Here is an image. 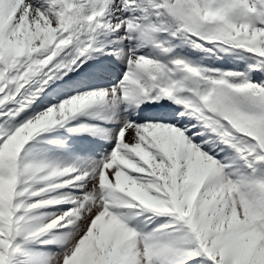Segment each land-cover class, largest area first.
Listing matches in <instances>:
<instances>
[{
  "label": "snow or ice",
  "instance_id": "snow-or-ice-1",
  "mask_svg": "<svg viewBox=\"0 0 264 264\" xmlns=\"http://www.w3.org/2000/svg\"><path fill=\"white\" fill-rule=\"evenodd\" d=\"M115 2L116 0H47L46 7H38L31 0H9L4 18L10 34L28 27L35 31L45 21L56 29V33L50 37L52 42L46 48H40L30 57H20L16 66L7 74L11 83L5 81L6 86L0 92H4L9 84H14L15 91L20 92L34 76L42 73L36 82L39 85L36 90L29 87L25 92V95L35 96L60 68L70 69L72 64L89 51L95 40V32L101 27H114L116 30L124 27L126 31L136 30L145 36L155 30L151 24L130 18L122 19L114 25L106 23V11ZM134 2L135 0H120L125 8ZM156 7L166 10L179 22V27L189 33L206 40L235 44L264 57V0H160ZM73 43L78 46V54L70 63L55 64L45 71L53 58ZM165 51L168 49L165 48ZM173 63L191 76L200 77L207 86L203 90L192 88L191 97L175 96V93L188 87L185 80L172 79L170 70L157 60L144 55L130 56L129 70L120 85L124 99H139L143 95L158 100L163 95L173 97L177 103L193 108L199 118L210 126L211 131L218 133L224 143L230 144L255 172V162L264 163V84L248 80L229 83L226 79L202 76L206 69L191 66L183 59H175ZM112 93L115 96V88ZM107 95V90H100L64 100L58 107H49L16 127L0 144L14 149L16 154L15 165L11 170L0 166V177L5 180L9 175L13 177L11 185L5 188L4 199L0 201V264H14L13 258L21 251V246L17 243L18 236L24 234L26 238L38 237L56 227L60 221L72 224L77 219L82 220L83 224L75 232L72 244L59 260V264H70L74 256L78 258L79 264H89L90 258L101 253L96 237L102 232L107 235V225H111L113 233L122 230L135 238L134 241L121 243V253H129L131 250L122 264H185L189 257L193 258L189 264H203L196 257L204 254L214 264H218L220 256L217 252L229 235L246 227L233 224L228 229L229 217L234 219L238 216L243 221L246 215L255 216L256 221L252 226L264 235V178L247 176L235 181L230 179L222 173V166L215 159L188 141L184 132L172 124L126 122L119 132L115 149L102 167L79 172L62 183L54 182L53 178L66 176L77 169L72 166L60 168L31 163L21 165L18 159L21 150L38 131L62 122L86 106L103 101ZM11 98V95L4 97ZM3 102L0 99V104ZM149 107L159 108L161 105ZM146 119L175 121L176 116L165 113ZM149 125L163 126L156 133L155 139L141 131L142 127ZM18 128H22L26 134L22 131L13 135ZM169 172L176 177L175 184ZM36 173H41L40 179L49 182L45 187L30 191L29 186H21V177L24 174L34 177ZM185 174L194 182L187 185L183 183ZM73 181H83L80 187L90 184V190L79 197L58 196L34 202L25 199L28 194L38 196ZM118 186L135 189L138 198L152 207L153 211H170L187 225V229L164 240L140 235L109 210L110 206L117 204L112 198V192ZM146 187L156 191L150 192ZM185 192L190 194V204L197 193L200 197L210 193L216 196L217 204H225L227 207L223 211L214 209L212 218L203 216L200 212H197L196 218H189L182 207L181 197ZM169 193L171 200L168 199ZM65 198L72 199L76 207L43 224L31 225L27 222L30 219L28 213L33 209L61 203ZM200 203V199L195 201L197 206ZM221 226L225 231L221 230ZM259 243L264 246V239Z\"/></svg>",
  "mask_w": 264,
  "mask_h": 264
},
{
  "label": "rangeland",
  "instance_id": "rangeland-1",
  "mask_svg": "<svg viewBox=\"0 0 264 264\" xmlns=\"http://www.w3.org/2000/svg\"><path fill=\"white\" fill-rule=\"evenodd\" d=\"M154 3L135 0L134 4L137 6H134L136 7L134 11L138 17L135 20L145 24L143 10H147L149 6H154L152 5ZM156 4H158L157 1ZM132 5L129 6L131 7ZM124 9L125 7L121 5L120 0H116L107 9L104 21L114 25L122 19L127 18L123 12ZM154 11V14L157 15L156 18H161L156 20L157 29H161L163 22L166 20L167 22H171L176 31L172 38L175 41L165 53V58L158 54L159 50L156 47V41L154 42L152 38L156 36L157 38L160 37L161 35L158 33H155L156 35L150 34L149 37V34L145 36L141 33H135V35L134 32L126 31L124 27L118 31L114 27H101L97 29L95 40L89 51L84 56H81L75 64H72L70 69L60 68L57 74L48 80L35 96H30V94L25 95V92L29 87L34 91L36 90L39 86L36 82L39 81L42 73L34 76L29 81V84L21 88L20 92L15 91L14 84H9L4 92H0V99L4 100L0 104V144L7 139V135L11 134L16 127L46 111L49 107H58L64 100L71 99L76 95L107 90L108 95L103 101L86 106L71 114L62 122L46 126L38 131L22 148L18 158L21 165L31 163L58 166L60 168L72 166L77 169L76 172L68 173L66 176L53 178L56 183L69 180L79 174V172L98 169L103 166V163L115 149L121 128L126 122L134 121L138 124L148 122L166 123L178 127L184 132L188 141L197 145L201 151L215 159L218 165L222 166V173L228 175L234 181L247 176L264 178V163L255 162L256 171L253 172L248 167L247 161L230 144L224 143L218 133L211 131L210 126L199 118V114L195 113L193 108L177 103L173 97L161 95L164 100L158 99L157 101L176 105L172 109L175 113L174 116H176L175 121L149 120L143 119V117L140 118L142 111L139 105L148 96L142 95L139 99H132L129 109L125 110L122 105V101L124 100L123 94L114 96L111 92L112 88L108 86L89 85L90 82L93 83V80H98L101 76H105V79L109 76L117 81L118 79L112 73H118V71L124 77L130 66L128 63L123 65L121 58L123 56L129 58L130 56L141 55L136 51L140 47L151 48L150 50L152 51L156 50L155 52L158 53L155 59L170 70V77L176 80H185V84L188 87L184 88L185 91L175 93V96L191 97L193 95L192 88L203 90L207 86L206 82L200 77L191 76L183 68L177 67L173 63L175 59H183L191 66L206 69L207 71L202 73V76L210 75L215 79H226L229 83H240L248 80L249 82L264 84V63H262L264 57H259L258 54L250 52L247 48H241L235 44L206 40L189 33L181 29L179 22L166 10L156 8ZM4 19L2 18L0 21L4 23L6 21ZM58 26H60V22H58ZM55 33L56 29H53L45 21L43 25L37 26L35 31L28 27L20 28L10 34L7 29L3 35V39L0 35V65H3V67H0V91H3V88L6 86L5 81L11 83V79L7 74L12 67L16 66L20 57L25 55L30 57L33 52L39 51L40 48H46L52 42L50 37ZM188 40L197 49L203 51L201 60L204 58L206 50V58L208 60L214 59L215 64H208L207 67H204L205 65L197 63V60H193L194 58L189 56L185 50L191 46L186 43ZM174 51H178V53L172 56V52ZM77 54L78 46L75 43L66 46L45 67V71L55 64H69ZM216 56H237L241 58V61L238 62L237 67H223L227 65L222 63L223 66H221L218 64ZM85 58H87V61H85ZM125 61L128 62V59ZM9 95L12 96L11 99H4V97ZM149 98L151 97L149 96ZM181 113L183 115H180ZM147 115L150 117L151 112H148ZM162 128L163 126L149 125L142 127L141 131L147 136H153L155 139L156 133ZM75 129L81 130L76 131ZM230 154L232 156H229ZM15 161L16 154L14 149L0 146V166H6L11 170L15 165ZM176 167L178 168L179 165H176ZM46 172L47 170H45L44 174ZM134 175L142 176L144 174ZM40 176L41 173H36L34 177L24 174L21 177V186H29L30 191L45 187L49 182L43 181L40 179ZM169 176L172 177V182L175 184L176 177L171 172H169ZM12 180V175H9L7 180L0 177V201L4 199L5 188L11 185ZM141 182L144 181L142 180ZM192 182L194 181L185 174L183 183L187 185ZM82 183L83 181H73L71 184L53 188L38 196L28 194L25 199L29 202H34L58 196L79 197L89 191L91 187L90 184L86 187H80L79 185ZM114 190L116 188H113ZM146 190L150 192L156 191V189H148L147 187ZM189 195L188 192H185L181 197L183 211L187 213L189 218H196L197 212H200L203 216L212 218L215 214L214 209L223 211L227 207L225 204H217L216 196L213 194L200 197L199 193H197V196L192 197L193 203L190 204L188 202ZM168 199H172L171 193H169ZM197 199L201 201L199 206L195 204ZM114 202L117 203L116 201ZM75 207L76 203L72 199L65 198L61 203L43 205L38 209H33L28 213L30 219L27 222L31 225L43 224ZM109 210L117 215L129 228L135 229L140 235H150L164 240L168 237L181 234L183 230L187 229V225H184L183 221H180L170 211L155 212L140 206L139 202L133 201L130 198H128L127 204L117 203L110 206ZM255 221V216L249 217L247 215L243 221L238 216L234 219L228 218V229H231L233 224H242L246 227L242 231L229 235L228 239L217 252L220 256L218 264H264V246H260L259 243L264 239V235L252 226L255 224ZM82 224L83 221L80 219L75 220L72 224L60 221L56 227L49 229L38 237L26 238L24 234L18 236L17 243L20 244L21 251L13 258L14 264H59V260L72 244L75 232ZM221 230L225 231L223 226H221ZM106 232L107 235L105 232H102L96 237L98 246L101 248V253L96 257L90 258L89 264H122L126 256L131 253V250H129V253H121L120 250L122 242L134 241L135 238L130 233L122 230L118 233H113L111 225L106 226ZM191 259L193 258H187L185 264H189ZM196 259L201 260L203 264H214L206 254L198 256ZM70 264H79L78 258L74 256Z\"/></svg>",
  "mask_w": 264,
  "mask_h": 264
},
{
  "label": "bare ground",
  "instance_id": "bare-ground-1",
  "mask_svg": "<svg viewBox=\"0 0 264 264\" xmlns=\"http://www.w3.org/2000/svg\"><path fill=\"white\" fill-rule=\"evenodd\" d=\"M144 1H146L147 3H149V2H152V3H156V1L158 2V0H151V1H149V0H144ZM31 2L34 4V5H36V6H38V7H40V6H47V0H31ZM142 2H143V0H142ZM8 3H9V0H0V20L2 19V18H4V11H5V9H6V7L8 6ZM155 3L154 4H152V5H154V6H156L155 5ZM159 3V2H158ZM138 4V3H137ZM18 6V5H17ZM153 6V7H154ZM150 7V6H149ZM144 11V10H143ZM149 11H151V9H148V10H146V11H144V13H145V17H147V21H146V23L145 24H151V25H153L154 26V29L155 30H152V31H150L151 33H163V34H170V33H174V27H173V25L171 24V22L170 21H164L163 22V26H162V28L161 29H157L156 27H157V23H156V20L153 18V16H155V14H151ZM124 12V14H125V16L127 17V18H130V19H134L135 20V15H134V10H131V8H125V10L123 11ZM129 14V15H128ZM140 14V13H139ZM162 15V14H161ZM140 16V15H139ZM143 19H144V17H143ZM5 20V19H4ZM3 21V20H2ZM29 28H31V27H29ZM7 29H8V24H7V22L6 21H4V23H2L1 21H0V35H1V38L3 39V35H4V33L7 31ZM121 30L123 29V27H121L120 28ZM119 29V30H120ZM125 29V28H124ZM116 30V29H115ZM114 31V30H113ZM118 31V30H117ZM134 31H136V30H134ZM139 32V31H138ZM140 33V32H139ZM135 34V33H134ZM142 34V33H141ZM136 35V34H135ZM143 35V34H142ZM156 35V34H155ZM138 36V35H137ZM162 36V35H161ZM149 37H150V34H149ZM157 37V36H156ZM152 42V41H151ZM155 42V41H154ZM184 42V41H183ZM180 43H182L181 41H180ZM163 44V45H162ZM161 45L162 46H164L165 47V44L163 43V41H161ZM181 45V44H180ZM190 45H193V44H190ZM202 48V47H201ZM151 49V48H150ZM149 49V50H150ZM164 49V48H163ZM141 50V49H140ZM159 50V49H158ZM154 51H156V50H154ZM158 53V52H157ZM192 53H194V51H192ZM160 55V54H159ZM192 56H193V54H192ZM153 57H154V55H152L151 54V56H149V58H152L153 59ZM199 58H201L200 56H197V60L199 59ZM128 58H126L125 56H123L122 58H121V60L122 61H125V60H127ZM154 60H156L155 58H154ZM196 61V60H195ZM217 61V60H216ZM241 61V58L240 57H237V56H228V57H224L223 58V60H222V63L224 64V65H232L231 67H237L238 66V62H240ZM186 89V88H185ZM183 91H185V90H183Z\"/></svg>",
  "mask_w": 264,
  "mask_h": 264
},
{
  "label": "clouds",
  "instance_id": "clouds-1",
  "mask_svg": "<svg viewBox=\"0 0 264 264\" xmlns=\"http://www.w3.org/2000/svg\"><path fill=\"white\" fill-rule=\"evenodd\" d=\"M149 124H152V122H148ZM22 128H18L16 130V133L13 135H16L17 133H22ZM23 134H26V131H23ZM210 194V193H209ZM112 198L114 201H116L118 204H127L128 203V198H130L133 201L139 202V205L149 209V210H154L152 207H150L148 204L144 203L143 200L139 199L138 196L135 194V189L128 187H120L118 186L116 190L112 192ZM129 206H135V205H129Z\"/></svg>",
  "mask_w": 264,
  "mask_h": 264
}]
</instances>
